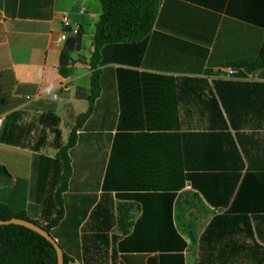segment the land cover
<instances>
[{"label": "crops", "instance_id": "0c3cea01", "mask_svg": "<svg viewBox=\"0 0 264 264\" xmlns=\"http://www.w3.org/2000/svg\"><path fill=\"white\" fill-rule=\"evenodd\" d=\"M100 15L97 0H0V203L42 225L59 215L70 264H147L179 251L175 233L184 264H264V0H159L146 38L103 47L59 192ZM73 33L64 78L58 39ZM166 173L195 184L167 192V229Z\"/></svg>", "mask_w": 264, "mask_h": 264}, {"label": "trees", "instance_id": "16d2710c", "mask_svg": "<svg viewBox=\"0 0 264 264\" xmlns=\"http://www.w3.org/2000/svg\"><path fill=\"white\" fill-rule=\"evenodd\" d=\"M101 6V15L99 21L95 25L93 36L94 51L90 57L89 69L91 71L90 78V94L88 97V109L85 113L78 116L76 124L73 127L67 144L59 149L57 158L62 165L61 188L65 187L71 176L70 159L67 152L75 145V134L84 123L88 120L93 112V103L99 95V52L109 45L115 44H134L142 41L148 36L152 27L156 23L158 15L159 0H97ZM66 33L69 30L66 29ZM264 53V50L262 51ZM72 63L70 52L62 50L59 57L58 71L62 77H67L69 67ZM215 136L210 139L215 141ZM210 165V164H208ZM208 168V166H207ZM210 168V167H209ZM217 168V166H212ZM1 171V169H0ZM4 176V173H0ZM168 177L165 185V203H166V229L171 224V205L174 195L167 192L179 191L184 188L186 180L193 183L192 176H185L184 173H166ZM172 180L176 183L171 184ZM197 186V185H196ZM107 187V185H106ZM118 224L123 236L126 235V229L122 222L121 211L118 210ZM11 219H20L31 222L46 231L53 239H55L52 229L60 222V216L42 225L38 222L29 220L23 212H16L7 205L0 203V221H8ZM131 225V224H130ZM130 227V226H129ZM137 228V225L135 226ZM127 228V227H126ZM133 234L128 235V239H132ZM174 237L179 239L181 247L179 251H165L157 258H148L147 264H184L182 252L185 248V243L175 233ZM58 246L63 252V264H70L73 260L65 253V244L57 241ZM120 250H137V247H127V243H120ZM171 248V246H169ZM167 248V246H166ZM138 252V251H135ZM137 260H145V258H136ZM0 264H57V256L52 245L40 236L38 233L18 225L0 226Z\"/></svg>", "mask_w": 264, "mask_h": 264}, {"label": "water", "instance_id": "95a60500", "mask_svg": "<svg viewBox=\"0 0 264 264\" xmlns=\"http://www.w3.org/2000/svg\"><path fill=\"white\" fill-rule=\"evenodd\" d=\"M82 35L81 33H73L70 34L63 43V50L67 52H74L80 50ZM4 225H18L30 229L44 239H46L54 248L57 256V264H63V253L61 248L58 246L57 242L42 228L38 227L37 225L20 219H11L8 221H0V226Z\"/></svg>", "mask_w": 264, "mask_h": 264}, {"label": "built area", "instance_id": "2783aa9c", "mask_svg": "<svg viewBox=\"0 0 264 264\" xmlns=\"http://www.w3.org/2000/svg\"><path fill=\"white\" fill-rule=\"evenodd\" d=\"M66 40V37L65 36H61L59 39H58V42L59 43H64V41ZM2 123V119H0V125Z\"/></svg>", "mask_w": 264, "mask_h": 264}]
</instances>
